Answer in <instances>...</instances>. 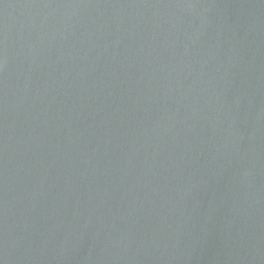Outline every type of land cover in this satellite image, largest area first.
Returning <instances> with one entry per match:
<instances>
[{
  "label": "water",
  "instance_id": "95a60500",
  "mask_svg": "<svg viewBox=\"0 0 264 264\" xmlns=\"http://www.w3.org/2000/svg\"><path fill=\"white\" fill-rule=\"evenodd\" d=\"M0 264H264V0H0Z\"/></svg>",
  "mask_w": 264,
  "mask_h": 264
}]
</instances>
